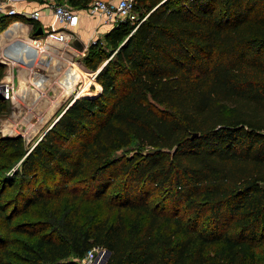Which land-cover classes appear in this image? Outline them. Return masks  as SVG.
Instances as JSON below:
<instances>
[{
    "label": "trees",
    "instance_id": "16d2710c",
    "mask_svg": "<svg viewBox=\"0 0 264 264\" xmlns=\"http://www.w3.org/2000/svg\"><path fill=\"white\" fill-rule=\"evenodd\" d=\"M54 1L81 11L92 0ZM135 10L138 21L89 47L88 69L107 60L97 96L62 110L29 150L20 135L0 137V157L20 161L0 177V215L23 238L0 233V264H80L94 247L110 252L105 264H264V0H139ZM19 19L41 26L1 15L0 43ZM21 44L13 65L41 54ZM66 192L105 213L10 225Z\"/></svg>",
    "mask_w": 264,
    "mask_h": 264
},
{
    "label": "rangeland",
    "instance_id": "374dc122",
    "mask_svg": "<svg viewBox=\"0 0 264 264\" xmlns=\"http://www.w3.org/2000/svg\"><path fill=\"white\" fill-rule=\"evenodd\" d=\"M50 1L51 0H49V2ZM12 3L4 10V12L0 14V16L6 14L9 10H16L17 12L16 7L13 6ZM59 4L71 8L66 1H61ZM142 4H144V1ZM138 13L140 12L136 10L134 11V15L139 19ZM17 15L20 14L18 13ZM78 16L81 18L78 25V29H81L79 31L80 33H72V37L70 36L71 40L68 45L63 43V41L49 40V33H47L46 27V24H48L47 20L43 23L45 33L42 36L36 37L33 36L35 30L28 26V22L20 19L19 20L22 21L24 25H17L16 27L22 28L15 29L14 33L16 35L14 34L13 38L4 40L0 43V57H2L6 52V46L8 43L16 42L17 40L22 41V38H34L39 40L41 44H44V48H40V56L25 63L20 62L27 68L29 73L14 65L11 68L10 79H5L4 76L8 71V67L5 65L6 68L2 78L0 79V83L10 81L13 85L15 84L16 89L20 90L19 92H15L14 95L15 99L17 97V101L13 103L6 102V110L0 114V137H13L20 135L23 139L25 148L29 150L42 137L46 130H48L47 128H50L51 124L73 98L76 96H78V98L95 97L101 92V87L91 76L94 72H97V70L104 65L107 60L101 63L96 71H91L87 67L86 58L90 55L89 47L92 44L99 42L103 47H105L103 42L104 31L102 29V27L105 26L102 25L97 28L96 23H98V20L95 17L90 16L86 10L78 13ZM86 17H88V19H86ZM89 17L91 19H89ZM19 20L10 23L5 30L13 26L14 22H19ZM59 26V29H57L59 32H67L63 26ZM72 31L73 30H71V32ZM57 35L60 36L62 34ZM46 38L48 39L47 41H49L48 44L45 43ZM75 41H78L82 45L81 49L77 48ZM18 45L20 44L18 43ZM80 67L89 74L91 73V75L87 77L81 76L79 71ZM31 72H33L36 76L40 75L41 78H39V81L42 84L40 87L41 90L40 88H36L34 85V82L37 79L32 77ZM72 83H75L74 89L70 88ZM65 94H67V96ZM133 151L135 150L129 149L126 151H119L115 153V156L123 154L131 155ZM12 161L13 162L10 163L11 161L7 162L0 157V177L5 176L7 178H13L15 169L19 166L20 161L15 159ZM49 187L50 186L46 185L44 187V191ZM15 189H9L3 196L2 201H5L13 196ZM114 190V187L109 189L108 195L113 193ZM71 197L72 195L67 192L60 194L44 209L40 206L32 208L29 213H24L14 218L10 225L12 226L18 222L38 218L49 220L53 224L58 225L63 217L71 214L75 208H78V216L81 221H87L105 213L102 202H82L79 204L77 202L78 200H74ZM113 215L114 212L111 214V217ZM8 229L9 227H6L4 217L0 215V233H7L10 238L23 239L21 235L10 233ZM263 250L264 244L258 247L257 253L259 256ZM100 256V264H105V260L107 261V258L104 249Z\"/></svg>",
    "mask_w": 264,
    "mask_h": 264
},
{
    "label": "built area",
    "instance_id": "2783aa9c",
    "mask_svg": "<svg viewBox=\"0 0 264 264\" xmlns=\"http://www.w3.org/2000/svg\"><path fill=\"white\" fill-rule=\"evenodd\" d=\"M139 0H92L86 11L87 13L95 17L98 20V26H113L114 24L122 21L129 20L132 23L138 21L139 19L136 18L134 15L135 11V5ZM13 2V0H0V14L4 12V10ZM49 9L51 10V14L53 17V22L50 24L49 28L47 29V33H49L48 38L55 39L56 41H63L66 45L69 44L71 38V30L79 24V16L76 11L71 9L70 7H67L62 4H57L55 2L51 3L49 6ZM18 12L16 10H9L4 15L14 16L17 15ZM27 17L29 20L37 22L41 18V12L40 10L32 11L27 14ZM14 24L17 25H23L22 22H14ZM16 25V26H17ZM63 26L64 29H66L67 32H59L57 29V26ZM98 26H96L98 28ZM50 31V32H49ZM56 32V33H55ZM67 33V34H65ZM57 34H62L58 36ZM72 37V36H71ZM30 38V37H28ZM32 42L34 43V46L43 49L44 44H41L39 40H36L34 38H30ZM59 39V40H58ZM47 38L45 43H47ZM66 40V41H65ZM19 44L25 46L26 48L34 49L31 47V45L24 41L17 40L16 42H10L8 43L7 50L4 53L2 57H0V63L6 65L8 67L9 72V61H12V57L14 55L18 58V55L24 56L25 55V48L19 47ZM11 58V59H10ZM7 63L5 64L4 62ZM19 68H21L23 71L28 72L27 68L24 67L20 62L15 64ZM32 73V72H31ZM32 77L34 79H37L35 75L32 74ZM93 79L96 78V72H94L91 76ZM36 80V81H37ZM3 88H0V93L2 95V98L6 102H15L17 101L14 98L15 95V89L13 86V83L10 81L6 83H2ZM103 252V249L94 247L90 250H88L84 256L79 259L80 264H99L98 260V254H101ZM97 253V255H96Z\"/></svg>",
    "mask_w": 264,
    "mask_h": 264
},
{
    "label": "crops",
    "instance_id": "0c3cea01",
    "mask_svg": "<svg viewBox=\"0 0 264 264\" xmlns=\"http://www.w3.org/2000/svg\"><path fill=\"white\" fill-rule=\"evenodd\" d=\"M53 2H55L54 0H51L50 2H49V0H44V2L43 3H38V2H35V1H29V0H13V6H15L16 7V9H17V12L22 16V17H25L26 19H28V17H27V14L28 13H30V12H32V11H36V10H40V12H41V18H40V20L38 21L40 24H41V26L44 28V26H43V23H45L46 22V20L48 21L47 23L48 24H46V27H47V29L49 28V26H50V24L53 22V17H52V14H51V10L49 9V5L51 4V3H53ZM85 11V10H84ZM80 12H83V10H81V11H77V13H80ZM82 14V13H81ZM83 18V17H82ZM80 17H79V23H80ZM86 19H88V17H86ZM89 19H91L90 17H89ZM29 20V19H28ZM84 20V19H83ZM20 21V20H19ZM23 21H25V20H23ZM20 22H22V21H20ZM22 24L24 25V23L22 22ZM28 26L29 27H31L32 28V24L31 23H29L28 22ZM79 25V24H78ZM77 25V27H75V28H73L72 30V33H76V32H78V33H80L79 31L81 30V29H78V26ZM96 25L98 26V23H96ZM58 27H60V26H57V28ZM98 27H101V25L100 26H98ZM112 27V26H111ZM111 27H109V26H105V27H102V29H103V33L105 34ZM59 29V28H58ZM82 32V31H81ZM44 33H45V28H44ZM49 40H50V37H49ZM52 41V40H51ZM48 42L49 41H47V43L46 44H48ZM14 86V89L16 90L15 92H19V90L18 89H16L15 88V84L13 85ZM48 129V128H47Z\"/></svg>",
    "mask_w": 264,
    "mask_h": 264
},
{
    "label": "water",
    "instance_id": "95a60500",
    "mask_svg": "<svg viewBox=\"0 0 264 264\" xmlns=\"http://www.w3.org/2000/svg\"><path fill=\"white\" fill-rule=\"evenodd\" d=\"M44 34V30H43V27L42 26H39L36 30H35V32L33 33V36H42ZM75 45L77 46V48L78 49H81L82 48V45L78 42V41H75ZM104 65H102L101 67H100V69H98V71L96 72V76H97V74L99 73V71L101 70V68L103 67ZM0 88H3V85L0 83ZM0 99H2L3 100V98H2V95H1V93H0ZM76 99H78V96H76L75 98H73L72 100H71V102L65 107V109H67ZM64 109V110H65ZM60 116V115H59ZM59 116L55 119V121L59 118ZM55 121L53 122V123H55ZM52 123V124H53ZM51 124V125H52ZM49 129V128H48ZM44 135V134H43ZM42 135V136H43ZM41 139V138H40ZM39 139V140H40ZM38 140V141H39ZM35 145V144H34ZM33 145V146H34ZM105 255H106V258L108 259L109 258V255H110V252L109 251H107V250H105ZM105 262H106V260H105Z\"/></svg>",
    "mask_w": 264,
    "mask_h": 264
},
{
    "label": "bare ground",
    "instance_id": "6f19581e",
    "mask_svg": "<svg viewBox=\"0 0 264 264\" xmlns=\"http://www.w3.org/2000/svg\"><path fill=\"white\" fill-rule=\"evenodd\" d=\"M17 28H19V27H17ZM51 38V37H50ZM27 40H29L30 42H28V43H32V44H34L33 42H32V40L30 39V38H27ZM53 40H56V38L55 39H53ZM59 40V39H58ZM10 64H8L9 65V72L7 71V74L4 76V78L6 79V78H8V79H10V74H11V68H12V66H14L13 64H11V62H9ZM6 64V63H5ZM36 72V71H35ZM37 73V72H36ZM32 74H33V72H32ZM34 75V74H33ZM36 76V75H35ZM37 78H38V80L37 81H35L34 82V85L36 86V88H40L41 87V83H39V78H41L40 77V75H37L36 76ZM40 90H41V88H40ZM39 91V90H38ZM40 92V91H39ZM100 254H99V256H98V262H99V264H100Z\"/></svg>",
    "mask_w": 264,
    "mask_h": 264
}]
</instances>
